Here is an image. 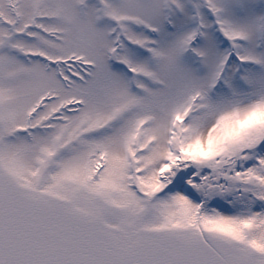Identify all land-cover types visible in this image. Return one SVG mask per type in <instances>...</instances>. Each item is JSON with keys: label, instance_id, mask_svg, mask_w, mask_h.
I'll use <instances>...</instances> for the list:
<instances>
[{"label": "snow or ice", "instance_id": "obj_1", "mask_svg": "<svg viewBox=\"0 0 264 264\" xmlns=\"http://www.w3.org/2000/svg\"><path fill=\"white\" fill-rule=\"evenodd\" d=\"M0 264H264V0H0Z\"/></svg>", "mask_w": 264, "mask_h": 264}]
</instances>
